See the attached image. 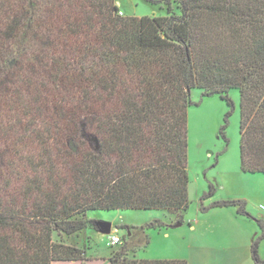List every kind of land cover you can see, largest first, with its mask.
Segmentation results:
<instances>
[{"label":"trees","instance_id":"1","mask_svg":"<svg viewBox=\"0 0 264 264\" xmlns=\"http://www.w3.org/2000/svg\"><path fill=\"white\" fill-rule=\"evenodd\" d=\"M145 1L167 16L123 17L116 0H0V264L94 262L53 238L86 230L91 211L186 212L193 89L230 107L226 91L239 92L241 167L264 174V0ZM135 250L107 262L189 264Z\"/></svg>","mask_w":264,"mask_h":264},{"label":"rangeland","instance_id":"2","mask_svg":"<svg viewBox=\"0 0 264 264\" xmlns=\"http://www.w3.org/2000/svg\"><path fill=\"white\" fill-rule=\"evenodd\" d=\"M116 5L123 17L167 16L165 4L153 6L145 0H116ZM173 8L175 14L181 15L177 5ZM52 88L49 84L48 91L52 92ZM226 93L233 107L218 94L204 96V91L197 88L191 91L186 212L173 215L144 210L91 211L86 216L87 220H93L90 227L70 236L55 233L54 241L84 249L95 260L87 264H108V259L131 240L136 250L130 257L139 260L189 262L191 258L195 264L200 261L214 264L215 260L217 264H229L232 256L224 255L225 251L235 249L238 264H255L250 249L259 241V256L264 262V174L242 170L240 94L235 89ZM223 202L233 204L216 206ZM155 220L165 226L150 228ZM104 224L111 229L107 231ZM127 227L133 235L128 234ZM114 237L120 239L118 244H112ZM213 247L223 254L211 256Z\"/></svg>","mask_w":264,"mask_h":264},{"label":"crops","instance_id":"3","mask_svg":"<svg viewBox=\"0 0 264 264\" xmlns=\"http://www.w3.org/2000/svg\"><path fill=\"white\" fill-rule=\"evenodd\" d=\"M215 247H213V249H214ZM204 249H206L207 250V248H204ZM251 250V249H250ZM226 253L224 254V255H226L227 257H229L230 255L232 256L231 257V260H229L230 261V263L229 264H238V262H239V259H236L237 258V256H238V250H235V249H232V250H230V251H228L227 252V250L225 251ZM210 253H211V256H215V258H216V256L217 255H221V254H223V252H221L220 251V249H218V248H215L214 249V251L212 250V251H210ZM236 256V257H235ZM234 258V259H233ZM204 257H203V255H202V257H201V260H202V263H204ZM235 260V261H234ZM228 261V262H229ZM195 263H197V262H195L193 259H189V264H195ZM214 264H217L216 263V260H215V262H213ZM200 264H201V261H200ZM205 264V263H204Z\"/></svg>","mask_w":264,"mask_h":264},{"label":"water","instance_id":"4","mask_svg":"<svg viewBox=\"0 0 264 264\" xmlns=\"http://www.w3.org/2000/svg\"><path fill=\"white\" fill-rule=\"evenodd\" d=\"M182 224L180 223V224H178L176 227H179V226H181ZM104 226V228L107 230V231H109L110 229H111V226L109 225V224H104L103 225Z\"/></svg>","mask_w":264,"mask_h":264},{"label":"built area","instance_id":"5","mask_svg":"<svg viewBox=\"0 0 264 264\" xmlns=\"http://www.w3.org/2000/svg\"><path fill=\"white\" fill-rule=\"evenodd\" d=\"M120 15H122V13H120ZM119 242H120V239L119 238L114 237L112 239V244H118Z\"/></svg>","mask_w":264,"mask_h":264}]
</instances>
